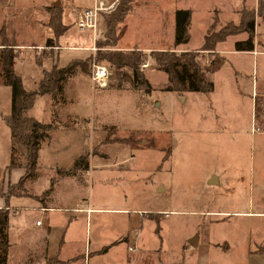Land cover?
<instances>
[{"label": "rangeland", "instance_id": "obj_1", "mask_svg": "<svg viewBox=\"0 0 264 264\" xmlns=\"http://www.w3.org/2000/svg\"><path fill=\"white\" fill-rule=\"evenodd\" d=\"M201 1L192 5L195 14L204 19L207 11L214 8L210 13L221 22L218 24L217 20L211 23L206 34L216 32L229 21L237 24L233 10L238 12L256 6L254 0ZM85 2L87 0H0V43L12 45L7 50H10L12 68L19 75L23 89L31 90L36 86L41 69H49L53 63L56 64V54L59 66H64L73 57H80L74 58L79 63L85 62L82 69L75 67L73 70L74 74L83 72L84 75L68 87L70 97L76 101L66 108L68 113L82 114L85 120L77 116L69 118V122L81 124L76 131L57 135L58 153L63 155L81 150L85 152V159L93 161L92 164H101L106 154L108 157L125 159L122 172L110 171L102 166L90 167L89 175L81 171L84 183L80 184L79 192L82 196L98 206H120L127 211L124 214H91L86 238L84 214H77L69 227L72 231L70 235L79 240L81 254L83 246L86 253L70 264H264V254L256 251L261 249L259 244L264 245L263 220L252 218L251 223H247L244 218L229 216L209 223L212 217H202L197 213L201 209H246L247 206L256 210L264 205V181L260 170V159L264 157V132H261L264 131V96L257 95L252 134L248 121L246 126L244 123L248 108L240 104V98L232 100L230 96L236 76L234 70L244 74L238 84L249 83L252 77L256 79L257 88L261 85L264 79V54L260 53L251 60L250 56L229 53L231 35L215 45L224 59L219 60L214 50L201 52L199 61L205 71L210 70V63L215 60L209 72L215 85L213 94L199 92L181 99L173 92H166L161 89L165 74L154 70L156 66L150 57H147L149 65L145 68L147 74L138 66L143 77L146 79L145 74L148 75L151 83V90L147 94L135 89L138 94H144L142 98L130 91L100 90L91 86L88 79V51L57 48L85 47L89 35L92 39L91 33L76 30L73 23L75 10L82 8L80 6ZM168 4V0H132L125 16L134 11V6H144L150 14L140 18L139 23L146 25V28L131 30L124 27V16L122 21L111 25L113 36L106 32V23L118 11L100 16L95 41L104 44L115 39L111 43L113 48H108L106 44L100 51L138 49L122 44L129 41L152 48L170 47L172 37L164 29L162 12L168 8ZM262 17L255 16L253 23V43L256 42L261 51L264 48L260 46L261 43L264 45ZM202 22L200 20L198 24ZM161 24L164 30H156ZM136 32L141 35H133ZM188 33L189 39L184 44L186 49L201 46L202 29L194 26ZM57 35L59 37L54 39ZM118 35L121 43H118ZM47 39L50 43L46 42ZM150 51L142 53L146 57ZM102 62L111 70L110 81H115L119 88L129 85L130 72L126 68L118 69ZM251 63L255 67L254 74L250 73ZM9 103L10 87L0 67V194L2 191L20 193L21 190L20 186L7 185L6 182L8 170L5 167L10 160H18L17 151L10 147L9 131L3 120L8 114ZM45 108V99L36 96L28 113L40 121L45 119ZM233 108L240 110L243 116L241 122L238 115H231ZM112 137L125 140L124 143L130 147L121 146L117 141H103ZM129 156H133L134 163L127 168ZM232 157L235 158L234 163ZM214 173L220 177L218 184L206 180L208 175L213 176ZM12 176L10 173L9 177ZM106 178H111L108 183ZM73 181L78 187V182ZM123 198L124 203L121 201ZM165 207L175 211L162 217L155 213L141 216L131 212L136 208L155 210ZM128 219L132 224L126 228ZM155 229L157 233H154ZM102 230L106 234L103 235ZM120 232L127 233V240L114 237ZM196 234L200 239L198 244L188 243ZM135 236L146 242L137 240L134 245ZM115 238L117 242L106 243L105 251L96 253V246ZM127 245L134 249L128 251ZM131 258V262L128 261Z\"/></svg>", "mask_w": 264, "mask_h": 264}, {"label": "crops", "instance_id": "obj_2", "mask_svg": "<svg viewBox=\"0 0 264 264\" xmlns=\"http://www.w3.org/2000/svg\"><path fill=\"white\" fill-rule=\"evenodd\" d=\"M256 3V0H254ZM201 0H168V8L165 11H162L164 14L165 19V28L171 33V37L173 39V32H174V11L177 9H187L190 12L189 15V22L187 26V32L191 27H199L202 29V40L203 36L206 34L207 29L210 27V24L214 21H217V16H214L213 13H210L212 9L207 11L208 13L205 15L206 17L204 19H201L197 14H195V8H192V5H195L197 3H201ZM91 4V0H87L84 4H82V8L87 7ZM255 6V5H254ZM134 11L131 13H128L124 18V27L127 26L131 30H139L146 28V25L139 23L140 18H143L144 15L150 14L147 12V9H145L144 6H134ZM216 9V8H215ZM237 9V7H236ZM235 16L237 17L236 21L238 23L239 21V14L238 12H235ZM214 12V11H213ZM213 14V15H212ZM217 15V13H216ZM264 15H261L259 17H262ZM263 18V17H262ZM202 20L203 22L201 24H198V22ZM219 21V20H218ZM231 22V21H229ZM227 22H224V24ZM218 24H221L219 21ZM223 24V25H224ZM257 27V24L255 25V29ZM163 25L161 24V27L158 26L156 30H164ZM255 29H254V39L255 37ZM88 33L92 34V39L90 35L88 36V39L86 41V46L81 47L82 50L88 51L89 55L91 54V51L89 48L95 47L94 46V32L87 31ZM133 35H141L140 32H136ZM229 36V35H228ZM232 37V46L230 48V52L235 55L245 56L251 58V60L259 55L260 53L264 54V48L261 50H258L256 42L253 43L251 50H234V42L241 41L246 38V34L244 32H240L234 35H231ZM188 39H189V33H188ZM118 43L122 42V39L118 35ZM254 40V41H255ZM188 41V40H187ZM187 41L185 43H187ZM128 43V45H126ZM125 44L122 43L125 47H134L136 46L140 51L149 52L150 50H166V49H174L175 52H181V51H194L200 48L195 49H186L185 43L178 44L176 46H173V43L170 47L167 48H152L150 46L137 44V42L129 41ZM202 44V43H201ZM217 45V44H216ZM260 46L264 45L261 43ZM57 48H69V49H79L76 46H70V47H57ZM127 49V48H126ZM213 53H216L218 55V59L221 60V55H219V52L217 49L214 48ZM88 56V55H87ZM86 56V57H87ZM80 58V57H73L71 58ZM224 59V58H223ZM56 65L59 66L57 62V54H56ZM256 60V59H255ZM147 61V60H146ZM68 62V61H67ZM145 62V61H144ZM148 62V61H147ZM215 64V60L210 63V70L206 71V76L208 79L212 82V80L209 77V72H211L213 65ZM149 65V62H148ZM148 67V66H147ZM144 68H141L144 70V72L147 70ZM44 69H47L44 67ZM243 69V68H242ZM156 71H160L157 69H154ZM255 67L250 68V73L254 74ZM75 72V71H74ZM71 74L68 76L64 81V86L62 87V91L59 95L56 96V100L54 102V99L52 98V94H40L37 96L43 97L46 102V108L44 110V116L45 119L40 120V122L48 123L51 125L49 130L46 132V137H44L38 144L37 148V156L35 160L34 165V176L28 177L26 180L22 182L20 193L17 195H11L7 196L6 199H3V197H0V208H4L7 211V227H6V240H7V246H6V264H70L72 260H76L77 257L84 256L86 253V248L83 246V254L82 248L80 249V242L75 237L71 236L70 234L72 231L69 229L70 225L72 224V221L77 218V214H84V223H85V238L87 237V224L90 223L91 220V214H108V213H117V214H124L126 213V209L123 207H102L98 206L97 204H93L91 200L85 196H82L80 191V184L84 183V180L81 176V171L85 174L89 175L90 169L96 166H102L105 168H109L110 171H116V172H122L124 171V168L122 166L123 161L125 159L121 158H112L108 157L106 154V157H102L104 161H101V164H92L93 161L91 159H85L82 164V168L75 169L73 167L74 160L79 157L80 155H84L85 152H82L81 150L79 152L69 153L65 152L63 155L58 153V147H59V141H56V137L58 134H62L67 132L76 131L77 128H79V125L81 123L77 122H69V118L71 116H77L80 118H83L82 114L77 113H68L66 111L67 105L74 103L76 99L70 97L68 92V87L74 84L75 80H78L79 77L83 76V72ZM162 72V71H160ZM146 73V72H145ZM164 73V72H163ZM79 74V75H77ZM147 74V73H146ZM147 82L151 85L148 75H146ZM165 74V73H164ZM233 74H236L234 78V87L232 88V93L230 96L233 98H240V104H245L246 109L245 115H244V123L246 126V123L248 121L251 134L253 133V124H254V117L256 115L255 112V106L257 103V97L263 95L264 96V79L261 83V85L257 88L256 85V79H253L251 77L249 83H242L238 84V80L243 76V72H236L233 71ZM41 77V73L38 76V80ZM89 79V77H88ZM90 81V79H89ZM115 81H110L107 88H98L100 90H118V91H130L134 92L132 94H136L139 96V98H142L144 94H138V91L131 87L130 83L128 82V86L120 88L115 85ZM91 84V82H90ZM164 84V86H161L164 90L165 85L167 84L166 74H165V81L161 83V85ZM92 86V84H91ZM166 92H173L176 94V96L180 97L181 99H184V97H187L188 95H194L199 92H192V91H183L180 92L181 94L178 95L177 92L174 91H167ZM215 91V85L212 82V90L205 94H213ZM258 95V96H257ZM52 106L54 108H52ZM231 115H238L239 121L241 122L243 116L240 115V110L238 109H231L230 110ZM85 120V119H84ZM233 121V120H232ZM231 121V122H232ZM235 121V119H234ZM67 122V123H66ZM264 132V131H261ZM103 141L106 142H119L121 146H127L124 143L125 140L123 139H115V138H107ZM126 142V141H125ZM130 143V142H129ZM233 144H237V142H232ZM252 143V142H251ZM250 143V144H251ZM61 145V142H60ZM264 146V142L262 143ZM126 148V147H123ZM233 158V157H232ZM128 160V158H127ZM130 162L127 165V168L132 167L134 158L133 156H129ZM251 159H249L250 161ZM235 162V158H233V162ZM237 162V160H236ZM260 170L262 172V179L264 181V157H261L260 159ZM252 163L250 162V165ZM252 166V165H251ZM91 167V168H90ZM115 168V169H112ZM73 170V171H72ZM62 171H69L68 173H62ZM12 173V177L10 178L9 175ZM7 177V185H13L17 182L18 178L23 176L24 169L23 168H12L8 172ZM208 175L206 177L207 179H210L209 183L212 184H218L220 182V177L217 174ZM211 176V177H210ZM76 177V178H75ZM241 178V176H240ZM73 179H75L78 182L77 184L74 183ZM111 178H106V182ZM119 180V177L116 178ZM262 186L264 188V182H262ZM2 193H4L2 191ZM121 201L124 203L125 199H121ZM31 208H36V210H32ZM38 208H44V211H39ZM260 209L252 210V207L247 206L246 209H243L242 207L235 208H212V209H201L197 211V213L200 214L202 217H212V221L215 222L218 220L217 218L222 217L226 218L229 216H236L240 218H244L247 223H251L252 218L263 220L261 222H264V205L261 207H258ZM175 210H171L167 207L165 208H158L155 210H147L142 208H136L132 209L131 212L147 215V214H154V215H160L167 216L169 213L173 212ZM54 213L56 215L50 214ZM57 216V217H55ZM160 217V218H161ZM38 220L39 224L36 225L35 221ZM135 220V219H134ZM141 220V219H140ZM130 219L126 222V228L130 226L132 223ZM131 223V224H130ZM208 223V224H209ZM248 226V225H247ZM132 227V226H131ZM69 232V233H68ZM103 235L106 234L103 230L100 231ZM154 233L156 232V229L154 230ZM127 233L120 232L115 234L114 237L119 238H125L127 240ZM89 235V232H88ZM259 235V234H258ZM257 235V236H258ZM156 236H158L156 234ZM260 236V235H259ZM195 237V245L198 244V241H200L197 234ZM117 238L109 240L105 242L104 244H101L100 246H96V253H103L105 251L104 245L106 243H113L117 242ZM137 238V239H136ZM159 238V237H158ZM139 240L140 242H146V240H141L139 237H134L133 244L135 245V242ZM225 243V242H224ZM217 244V243H215ZM226 244V243H225ZM89 245V237H88V243ZM227 245V244H226ZM261 249H258L256 251L264 254V245L259 244ZM134 248H131V246L127 245V250L131 251ZM89 248L87 247V254H88ZM255 251V250H254ZM253 252V251H252ZM100 256V255H99ZM138 256V255H137ZM134 259V258H133ZM132 258L128 261L131 262Z\"/></svg>", "mask_w": 264, "mask_h": 264}, {"label": "trees", "instance_id": "obj_3", "mask_svg": "<svg viewBox=\"0 0 264 264\" xmlns=\"http://www.w3.org/2000/svg\"><path fill=\"white\" fill-rule=\"evenodd\" d=\"M132 0H119L118 5L112 11H118L112 19L106 23V32L113 33L114 23L123 20L129 3ZM110 12V13H112ZM109 13V14H110ZM106 14V15H109ZM239 21L237 24L228 22L216 32L208 33L203 37L200 48L194 51L175 52L174 49L152 50L150 53H142L139 49L132 48L127 51L108 49L101 52L103 45L113 48L112 44L105 41L104 44L94 42L95 51L94 58L96 61L107 63L114 68H126L129 72V83L134 89H141L144 93H149L151 88L143 74L139 71L138 66L150 57L156 66L166 74L167 84L164 90L174 91L177 93L183 91L208 93L212 90V82L206 76V71L200 64L201 52L213 51L218 42L223 41L228 35H234L240 32L246 34V38L241 41L234 42V50H251L253 46V23L255 16L264 15V0H257L255 8L248 10L241 9L238 11ZM190 12L187 9H177L174 11V32L172 43L173 46L185 43L188 40L187 26L189 22ZM113 36V35H111ZM59 37L57 35L54 39ZM105 37V35H104ZM107 39V36H106ZM48 43L50 41L47 39ZM0 67L6 84L10 87V103L9 111L3 118L8 131L11 149H15L18 153V160H10L5 170L12 168H23L24 174L19 177L13 185L22 186V182L28 177L34 176V165L37 156V148L39 142L46 137V132L51 127L48 123H43L31 115L28 111L31 108L36 96L40 94H52L54 102L56 96L62 91V84L65 79L73 74L75 67L82 69V63L70 60L64 66L52 64L49 69H41V77L37 81L36 86L31 90L23 89L19 75L13 70V59L10 53L11 44L0 43ZM84 156L80 155L74 160L73 167L75 169L82 168ZM73 171V170H72ZM69 171H62L68 173ZM17 192L1 193L0 197L6 199L7 196L17 195ZM6 227H7V211L0 208V264H6Z\"/></svg>", "mask_w": 264, "mask_h": 264}, {"label": "built area", "instance_id": "obj_4", "mask_svg": "<svg viewBox=\"0 0 264 264\" xmlns=\"http://www.w3.org/2000/svg\"><path fill=\"white\" fill-rule=\"evenodd\" d=\"M119 0H91V4L84 8H79L74 12V28L80 32L91 31L96 29L98 18L102 15L109 14L118 5ZM82 49V48H79ZM91 51L88 64H89V79L95 88H107L111 75V70L105 64L98 62L94 58L95 47L89 48ZM148 66L145 61L140 64V68ZM254 130V128H253ZM36 210V208H31ZM39 211H44V208H38ZM35 224L38 225L39 221L36 220Z\"/></svg>", "mask_w": 264, "mask_h": 264}, {"label": "water", "instance_id": "obj_5", "mask_svg": "<svg viewBox=\"0 0 264 264\" xmlns=\"http://www.w3.org/2000/svg\"><path fill=\"white\" fill-rule=\"evenodd\" d=\"M188 243H190V244H192V245H195V238L194 239H191V240H189V242Z\"/></svg>", "mask_w": 264, "mask_h": 264}]
</instances>
